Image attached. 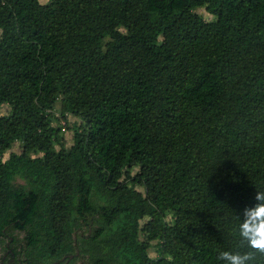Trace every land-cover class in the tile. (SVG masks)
<instances>
[{"label": "trees", "instance_id": "1", "mask_svg": "<svg viewBox=\"0 0 264 264\" xmlns=\"http://www.w3.org/2000/svg\"><path fill=\"white\" fill-rule=\"evenodd\" d=\"M3 105L5 264L245 250L238 225L264 191V0H0Z\"/></svg>", "mask_w": 264, "mask_h": 264}, {"label": "clouds", "instance_id": "2", "mask_svg": "<svg viewBox=\"0 0 264 264\" xmlns=\"http://www.w3.org/2000/svg\"><path fill=\"white\" fill-rule=\"evenodd\" d=\"M256 203L243 211L237 229L238 244L244 251L219 253L220 264H254L257 255L264 256V191H256Z\"/></svg>", "mask_w": 264, "mask_h": 264}, {"label": "rangeland", "instance_id": "3", "mask_svg": "<svg viewBox=\"0 0 264 264\" xmlns=\"http://www.w3.org/2000/svg\"><path fill=\"white\" fill-rule=\"evenodd\" d=\"M40 2L44 3L45 0H40ZM194 12L199 14L206 21H210V20L213 19V17L210 14H208L205 11L204 8H197V9L194 10ZM58 108H59V104L57 103L56 104V109H58ZM7 112H8L7 105H3L0 108V114L4 115ZM79 123H80V120L77 117L73 116V115H67V117L61 118L58 121V124L63 128V130L61 131V136H62V142L64 143V145L66 147H69L72 144L73 126L77 125ZM19 149H20V144L18 142L14 143V145L12 147V151L18 152ZM6 157H7V154L4 155V158H6ZM136 171H137V169L135 168L132 173H135ZM137 189L142 191V189L140 187H137ZM12 234L14 236H18L19 238L22 237V234L18 233V232H13ZM8 241H9L8 239L4 238L0 242V264H1L2 257H4L2 264H5V262L7 261V248H6V245H7ZM153 244H154V242L151 245H153ZM149 256L152 257V258L156 257V252H155V248L154 247H151L149 249ZM72 264H82V259H78L75 262H73Z\"/></svg>", "mask_w": 264, "mask_h": 264}, {"label": "water", "instance_id": "4", "mask_svg": "<svg viewBox=\"0 0 264 264\" xmlns=\"http://www.w3.org/2000/svg\"><path fill=\"white\" fill-rule=\"evenodd\" d=\"M78 255V249H76V253H75V256ZM73 258V255H68V256H64L60 259V261H64L65 259H72ZM7 264H10V263H7ZM52 264H56V262H53Z\"/></svg>", "mask_w": 264, "mask_h": 264}]
</instances>
